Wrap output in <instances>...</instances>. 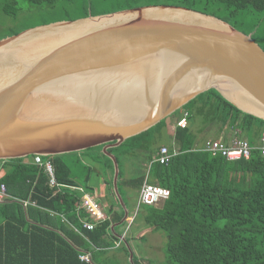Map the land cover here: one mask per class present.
Here are the masks:
<instances>
[{
  "label": "water",
  "instance_id": "obj_1",
  "mask_svg": "<svg viewBox=\"0 0 264 264\" xmlns=\"http://www.w3.org/2000/svg\"><path fill=\"white\" fill-rule=\"evenodd\" d=\"M210 89L264 121V51L210 15L151 5L26 29L0 40V160L104 145L126 214L108 150Z\"/></svg>",
  "mask_w": 264,
  "mask_h": 264
},
{
  "label": "trees",
  "instance_id": "obj_2",
  "mask_svg": "<svg viewBox=\"0 0 264 264\" xmlns=\"http://www.w3.org/2000/svg\"><path fill=\"white\" fill-rule=\"evenodd\" d=\"M115 1L107 4V0H3L0 4L11 17L18 14L19 2L48 11L60 9L67 15L61 21L151 5L183 7L216 17L245 35L252 34L264 51V0ZM76 7L80 14L71 18L68 11ZM54 22L57 21L46 24ZM179 111L186 112L192 120L198 118L199 129L194 132L188 127H176L174 137L179 153L166 165L152 162L147 175L150 184L168 189L170 196L160 207L141 206L145 224L164 236L163 264H264V158L254 147L255 139L264 130V121L243 113L214 89L198 95L171 116ZM165 120L108 151L119 165L121 156L132 155L136 150L149 151L158 143ZM213 125L220 130L234 129L239 138L245 134L251 146L250 157L229 162L201 151V146H196L197 133ZM103 146L41 157L53 165L58 188L49 185L42 165L25 163L22 158L0 160V170H5L0 184L15 198L0 200V264H130L126 246L121 242L116 247L118 238L110 230L112 224L120 223L124 217L123 210L118 214L113 211L114 205L118 207L114 194L108 213L110 220L88 231L78 223L86 217L82 212L76 213L79 194L68 190L76 185L88 190L89 180L98 173L104 180L108 176L106 184L112 192L113 163L102 154ZM84 155L96 164L95 169L81 161ZM122 180L120 169L121 194ZM144 181L145 177H139L132 183L136 188ZM29 201L37 207H31ZM48 212L68 217L86 238L64 226L62 230L47 228L44 222L49 218ZM81 253H90V263L78 259ZM133 263L140 264L135 257Z\"/></svg>",
  "mask_w": 264,
  "mask_h": 264
},
{
  "label": "crops",
  "instance_id": "obj_3",
  "mask_svg": "<svg viewBox=\"0 0 264 264\" xmlns=\"http://www.w3.org/2000/svg\"><path fill=\"white\" fill-rule=\"evenodd\" d=\"M183 116H186L187 118V127L191 128L194 132L197 131L200 126L199 119L196 118L192 120L188 118L186 112L180 113L179 111V113L173 115V120L170 119L169 122L165 120V127L162 129L161 136L163 135V133H166L170 137L171 141L165 147H167L168 149L172 147V152L174 154L179 153V145L175 142V137H174L175 129L176 127H178L177 121L181 119V117ZM197 135H199L197 136V141H196L197 147L200 146L198 145L199 142H203V138H208L209 140L210 139L218 140L226 143H230L234 139L247 140L245 134L240 135L239 138L236 130L226 127L220 130L219 126L217 125L210 126L203 132L197 133ZM259 138L260 135L255 139L256 141L254 147L258 148ZM160 146L161 143H156L154 146H152V148L149 151L136 150L132 155L121 156L119 158L120 161V165L118 164L119 171L121 169L123 174L122 191H121L122 194L120 192L119 193L122 200L124 199L123 202L125 204L127 213L125 214L117 198L115 197L118 203V207L114 205L113 211H115V213L118 214L120 213V210H123L124 217L120 223L112 224L110 230L111 233L118 238L117 240L118 245L116 247H118L121 244V242L124 243V245L128 250L129 255L130 254L133 255V259L135 257L140 264H158V262H156L154 258H151L152 256L148 255V252L149 253L152 252L153 255H156V253H158V246L160 245V243H162V238L155 236L157 235V233L159 234L161 233L155 231L154 227L145 224L143 220L144 219L143 207L138 205V193L141 187L140 186L138 187L137 185L135 188V184H133L132 182L134 179H137L139 177H145V181L149 183L150 180H148L147 175L151 163L153 162V158L155 157V154ZM81 161H83L85 164L91 165L94 169L96 167V164H94L91 158L87 155L82 156ZM24 162L32 163V157L25 158ZM4 171L5 170L3 169L0 170V177L4 175L5 173ZM106 178L104 180L103 176L99 175L98 173H95L89 180L87 184L88 190L86 191L81 188V185L68 187L69 191L79 194V202H78L79 205H80V198L82 197L83 194L90 195L100 205L102 214L108 218L105 219L104 221L110 220V215L108 213L111 205L114 204V196H115V195L113 196L114 194L113 190L112 193L109 186L106 184ZM151 184L157 186L156 184L153 183ZM8 196L9 199L15 200L13 196L11 195ZM161 205L162 203L158 204L155 207H160ZM24 206L26 207V205ZM30 206L37 207L35 205H30ZM76 211L77 214L78 212H82L79 209V206L77 207ZM48 214H49V218L46 220V222H44V225L47 228L62 230L64 226L67 230H72L76 235L86 238L83 234V231L75 227L76 225H74L73 222L69 220L68 217L64 216L63 214L62 215L56 214L54 212H48ZM111 215L113 216V214ZM82 219L88 220V218L85 216L82 217ZM80 221L81 219L78 220V223ZM100 223L101 222L97 223V225ZM80 224L81 222L79 223V225ZM128 224L129 226H131L130 229L129 228L127 229ZM146 236L150 238V241L146 239ZM157 243H159L158 246ZM109 253H110L109 255H112V252ZM121 255L122 254H119L120 257H122Z\"/></svg>",
  "mask_w": 264,
  "mask_h": 264
},
{
  "label": "built area",
  "instance_id": "obj_4",
  "mask_svg": "<svg viewBox=\"0 0 264 264\" xmlns=\"http://www.w3.org/2000/svg\"><path fill=\"white\" fill-rule=\"evenodd\" d=\"M177 126L181 128L187 127L186 116L181 117L177 121ZM201 146V147H200ZM200 150L209 153L211 156H221L229 162L238 161L240 159H248L251 154V146L247 140L234 139L230 143L218 141V140H205L200 144ZM258 150L260 155L264 158V131L261 132L259 138ZM173 152L165 146H160L153 158V162H158L161 165L169 163L171 158L175 156ZM32 163L35 165H42L44 171L48 176V183L51 187L58 188V184L54 176V167L48 161H43L41 156H32ZM170 196L168 189H164L159 186L152 185L148 182H144L138 193V205L139 206H157L160 203L166 201ZM9 199L6 187L4 184H0V200ZM31 205H35L34 202L29 201ZM27 204V202H25ZM79 209L86 215L88 220L81 219L82 229L91 231L95 228L97 223L108 219L102 214L100 205L88 194H83L80 198ZM118 242L115 243V246ZM78 259L84 263H90V253L79 254Z\"/></svg>",
  "mask_w": 264,
  "mask_h": 264
},
{
  "label": "rangeland",
  "instance_id": "obj_5",
  "mask_svg": "<svg viewBox=\"0 0 264 264\" xmlns=\"http://www.w3.org/2000/svg\"><path fill=\"white\" fill-rule=\"evenodd\" d=\"M1 2L3 0H0ZM67 2V1H65ZM117 2L115 0H107V4ZM117 3H115L116 5ZM78 5V3L76 4ZM3 5L0 4V40L6 37H10L9 35H12L14 32H20L26 28L30 29V27L33 26H42L43 24H46L51 21H57V22H62V19H66L67 15L64 14L63 11L60 9H55V10H45L42 9L41 7H34L28 5L26 2H19L18 7L19 11L18 14L15 17L8 16L3 10H2ZM108 8V6L105 7V9ZM69 15L71 18L78 16L80 14V8L76 7L74 10L68 11ZM173 120V116L168 117L166 120L169 122ZM199 136V135H197ZM208 138H203V142L207 140ZM170 137L166 134L163 133V135L159 138L158 143H161V146H166L167 144L170 143ZM203 142H199L198 145L202 144ZM165 144V145H163ZM238 177V176H237ZM236 177V178H237ZM113 189V188H112ZM127 197V196H126ZM131 226H129L127 229H130ZM159 238H162V243L160 240V245L157 243L158 246V253L156 255H153L152 252L149 253L148 255L152 256L151 258H154L158 264H163L164 257H163V249L165 245V239L162 234L157 233ZM146 239L150 241V238L146 236ZM154 241V240H153ZM164 241V242H163ZM155 253V252H154ZM160 253V254H159Z\"/></svg>",
  "mask_w": 264,
  "mask_h": 264
}]
</instances>
